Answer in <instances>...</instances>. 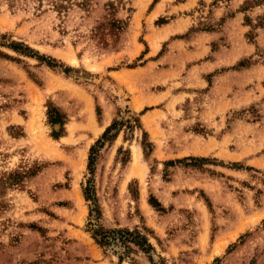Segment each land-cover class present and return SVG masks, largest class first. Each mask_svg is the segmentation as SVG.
<instances>
[{
    "label": "rangeland",
    "instance_id": "1",
    "mask_svg": "<svg viewBox=\"0 0 264 264\" xmlns=\"http://www.w3.org/2000/svg\"><path fill=\"white\" fill-rule=\"evenodd\" d=\"M90 177L155 263L264 264V0H0V264H151Z\"/></svg>",
    "mask_w": 264,
    "mask_h": 264
},
{
    "label": "trees",
    "instance_id": "2",
    "mask_svg": "<svg viewBox=\"0 0 264 264\" xmlns=\"http://www.w3.org/2000/svg\"><path fill=\"white\" fill-rule=\"evenodd\" d=\"M259 1V0H256ZM263 1V0H262ZM156 2V1H154ZM153 2V3H154ZM165 19H158L156 23H165ZM203 30V29H202ZM8 48L12 49L13 51L23 54L28 57H34L38 59L41 62H45L48 66H54L51 62L54 61L52 58H48L44 56L43 54H38V52L34 51L32 48H30L28 45L22 43V42H16L12 41L9 44L6 45ZM145 50L143 52L146 53ZM47 59V60H46ZM239 66H244L242 63L238 64ZM66 71V70H65ZM147 110V107L143 109L141 114ZM50 123H59L60 126L63 125V118H61L58 111L55 110V116H52L51 112L49 114ZM115 120L105 128L103 131L101 138H98L96 142L90 146V153L88 158V164L87 168L90 172V174H93V167H94V154L96 153V150L98 148H101L104 144V141L102 140H111L112 138H107L109 129L113 125H115ZM135 125L139 126V119H134ZM143 134L145 135V131H143ZM54 138H58L61 136L59 132H54L52 134ZM190 160L191 162H187ZM208 158L206 157H184L181 159H175V160H167L164 162L167 166H174L175 164L181 163L184 166H193L196 165L194 163H206L208 162ZM232 165L234 167L238 168L239 164L237 162H233ZM93 178L90 177L87 180V185L83 187V195L86 200L90 201V209L88 213L87 218V231L90 233L92 239L94 242L101 248L113 249L116 253H118V258L120 261L123 260L124 256H128V253L130 252L131 248L129 244H134L137 249L141 250L145 254H147L149 261L151 264H164V263H155L154 259L152 257V252H154V246L149 241V238L147 235L143 232H141L138 227H134L133 229H130L128 227H118V228H105L99 223L100 220V209L97 201V197L94 192V186L92 183ZM150 204L157 207L158 209L164 211V207L155 199L153 196H150L149 198Z\"/></svg>",
    "mask_w": 264,
    "mask_h": 264
},
{
    "label": "bare ground",
    "instance_id": "3",
    "mask_svg": "<svg viewBox=\"0 0 264 264\" xmlns=\"http://www.w3.org/2000/svg\"><path fill=\"white\" fill-rule=\"evenodd\" d=\"M135 105V104H134ZM90 109L88 108V109H86V111L84 112V116H85V119L87 120V122H88V124H90V125H93V117L94 116H92V113L89 111ZM107 122H108V120H107ZM107 122H105L106 124H107ZM105 123H104V125H105ZM86 127V126H85ZM102 128V127H101ZM100 133V132H99ZM97 134V133H96Z\"/></svg>",
    "mask_w": 264,
    "mask_h": 264
},
{
    "label": "crops",
    "instance_id": "4",
    "mask_svg": "<svg viewBox=\"0 0 264 264\" xmlns=\"http://www.w3.org/2000/svg\"><path fill=\"white\" fill-rule=\"evenodd\" d=\"M215 32H216V31L207 32V33H205V32H204V33H205V34H209V35H216V33H215ZM147 53H148V52H147ZM147 53H146V54H147Z\"/></svg>",
    "mask_w": 264,
    "mask_h": 264
}]
</instances>
